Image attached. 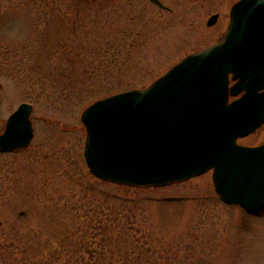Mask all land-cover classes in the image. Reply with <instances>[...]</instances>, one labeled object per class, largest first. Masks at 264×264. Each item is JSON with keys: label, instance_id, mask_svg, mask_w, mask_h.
Returning a JSON list of instances; mask_svg holds the SVG:
<instances>
[{"label": "rangeland", "instance_id": "1", "mask_svg": "<svg viewBox=\"0 0 264 264\" xmlns=\"http://www.w3.org/2000/svg\"><path fill=\"white\" fill-rule=\"evenodd\" d=\"M164 1L172 12L146 0H0V133L23 102L33 127L27 147L0 152V264H264V209L222 203L211 171L135 188L96 179L84 161L82 111L219 41L238 0ZM107 39L121 43L115 63L83 69ZM106 68L105 80L84 78ZM237 143L263 144L264 126ZM66 224L76 234L64 249Z\"/></svg>", "mask_w": 264, "mask_h": 264}, {"label": "water", "instance_id": "2", "mask_svg": "<svg viewBox=\"0 0 264 264\" xmlns=\"http://www.w3.org/2000/svg\"><path fill=\"white\" fill-rule=\"evenodd\" d=\"M217 18L211 15L206 25ZM31 111L21 103L9 115L0 152L30 143ZM80 121L84 161L96 179L158 188L211 170L222 202L260 211L264 144L246 147L237 140L264 124V0H238L218 42L186 56L146 88L95 101Z\"/></svg>", "mask_w": 264, "mask_h": 264}, {"label": "trees", "instance_id": "3", "mask_svg": "<svg viewBox=\"0 0 264 264\" xmlns=\"http://www.w3.org/2000/svg\"><path fill=\"white\" fill-rule=\"evenodd\" d=\"M124 36V35H123ZM121 43L119 42H114L111 39H107L105 40V42L103 43V46H98L96 48H92V53L97 54L99 56V61L97 63H92V62H86L83 65V69H92V70H97L98 72V68L100 70H103L100 66L103 62V60L101 61L102 58H106V62L110 65H112L113 63H115V55L117 53V50L120 48ZM107 68L104 69V71L102 72L101 76L98 75H90V74H84V78L87 81H93L95 79H97L98 81L100 80H105V78H107ZM96 74V73H95ZM99 74V73H98ZM83 79V78H82ZM91 94V93H90ZM85 197V195H84ZM89 197V196H88ZM96 209V208H95ZM100 208H98L97 206V212ZM43 214V215H42ZM39 213V215L44 216V213ZM53 215L47 214L46 219L49 222V225L55 223L56 219L55 216L52 217ZM51 223V224H50ZM59 224V223H58ZM57 224V225H58ZM76 230V229H75ZM74 230V225H70V224H66L64 227V230L61 232L60 235H58L56 230H52L53 232H51V235H57L59 241L62 242L63 248L66 249L67 247H69L71 244H73L72 240H71V236H74L76 234V231ZM100 231L105 232L107 230V224H102L99 228ZM95 237V236H94ZM37 245L40 246L41 245V240L40 238L37 236ZM94 240L89 243L88 245H85V249L86 251H89V248L93 245Z\"/></svg>", "mask_w": 264, "mask_h": 264}, {"label": "flooded vegetation", "instance_id": "4", "mask_svg": "<svg viewBox=\"0 0 264 264\" xmlns=\"http://www.w3.org/2000/svg\"><path fill=\"white\" fill-rule=\"evenodd\" d=\"M76 1H78V2H85L86 0H76ZM102 3H109V2H112L113 0H100ZM147 2H149L150 4H151V6H153V7H156V8H158V9H161V10H164V11H168V12H172V10L170 9V8H168V6H166L165 4H166V2L167 1H164V0H158V1H160V3L165 7V8H160L159 6H157L156 4H154L153 2H151L150 0H146ZM173 1V0H172ZM232 6V5H231ZM108 7H113L111 4L110 5H108ZM215 14H218V13H215ZM264 126V125H263ZM261 128V127H260ZM259 128V129H260ZM259 129H257L255 132H257ZM254 132V133H255ZM253 133V134H254Z\"/></svg>", "mask_w": 264, "mask_h": 264}]
</instances>
